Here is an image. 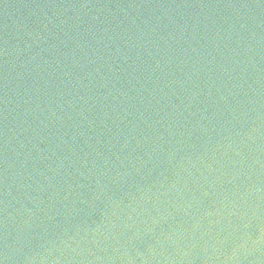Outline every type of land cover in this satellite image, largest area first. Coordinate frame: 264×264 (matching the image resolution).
I'll return each instance as SVG.
<instances>
[{
    "label": "water",
    "instance_id": "1",
    "mask_svg": "<svg viewBox=\"0 0 264 264\" xmlns=\"http://www.w3.org/2000/svg\"><path fill=\"white\" fill-rule=\"evenodd\" d=\"M0 264H264V0H0Z\"/></svg>",
    "mask_w": 264,
    "mask_h": 264
}]
</instances>
